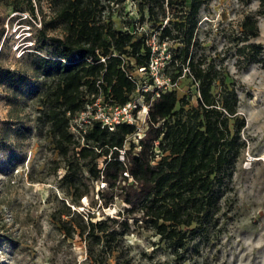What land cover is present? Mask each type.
Instances as JSON below:
<instances>
[{"label":"trees","instance_id":"obj_1","mask_svg":"<svg viewBox=\"0 0 264 264\" xmlns=\"http://www.w3.org/2000/svg\"><path fill=\"white\" fill-rule=\"evenodd\" d=\"M1 1L33 6V0ZM51 1L65 37L51 40L56 48L51 56L34 55L33 72L41 83L22 95L38 102V120L48 125L65 161L62 183L71 202L63 200L54 216L66 236L77 235L86 242L93 264L107 263L124 235L120 230L130 229L131 221L154 230L177 254L208 241L219 225L223 190L248 144L243 139L247 123L239 112L236 81L194 52L205 0H136L141 20L147 11L149 20L161 30L158 44L167 39L179 46L169 52L164 66L173 87L157 89L150 77L147 85L155 89L140 93L151 105L149 124L139 143L129 146L126 142L136 132L135 126L120 124L110 131L94 121L85 131L77 126L74 133L71 125L98 98L115 106L136 99L140 86L133 71L145 68L149 73L157 53L148 44L153 35L114 27L109 6L127 0ZM256 1L257 14L247 15L242 23L245 45L239 48V58L246 65L264 67V47L251 42L260 36L259 17H264V0ZM168 14L164 25L160 16ZM185 77L198 92L197 103L191 107L176 89ZM17 82L16 88L24 87L23 78ZM121 151H125L124 161ZM85 168L94 180L106 182L113 196L126 205L118 218L95 221L91 212L77 211L82 198L89 195L82 179ZM103 200L108 206L113 199L103 195Z\"/></svg>","mask_w":264,"mask_h":264},{"label":"rangeland","instance_id":"obj_2","mask_svg":"<svg viewBox=\"0 0 264 264\" xmlns=\"http://www.w3.org/2000/svg\"><path fill=\"white\" fill-rule=\"evenodd\" d=\"M32 3L0 0V264H93L86 242L77 235L67 237L54 216L63 200L71 202L62 183L65 161L55 148L48 125L38 120V102L22 95L41 83L33 72L34 55L51 56L56 49L51 40L65 37L52 1ZM108 10L116 29L160 35L147 11L141 20L136 0L114 1ZM258 10L256 0H205L198 16L194 52L236 81L239 112L247 123L243 139L248 148L223 190L216 232L208 241L177 254L154 230L131 221L130 229L120 230L124 235L116 251L102 264H264V67L246 65L239 58V48L245 45L242 23ZM169 16H160L164 25ZM261 23L264 17H259ZM251 42L264 47V30ZM157 46L155 65L165 79L169 52L179 44L166 39ZM133 73L139 88L150 87V73ZM19 78L25 81L23 88H16ZM176 89L181 98L186 96L189 107L196 105L198 92L189 79H181ZM140 93L135 95L137 100ZM82 179L89 195L82 198L77 211L91 212L95 221L118 218L126 205L113 196L107 183L94 180L88 168ZM103 195L113 199L108 206Z\"/></svg>","mask_w":264,"mask_h":264},{"label":"built area","instance_id":"obj_3","mask_svg":"<svg viewBox=\"0 0 264 264\" xmlns=\"http://www.w3.org/2000/svg\"><path fill=\"white\" fill-rule=\"evenodd\" d=\"M148 44L153 47L154 52L158 50L157 36L153 35ZM156 55V54H155ZM150 63V75L155 83L157 89L167 90L172 86L168 78H163L160 74L158 66L155 65L157 61L154 60ZM104 61V59H103ZM140 72L147 73L145 68L140 69ZM151 87L138 88L139 91L147 92ZM151 105L144 102L143 98L140 100L133 99L122 106H115L104 104L101 98H98L93 104L88 105L86 110L80 112L78 116L73 120L71 129L75 133L77 126L86 130L89 125H92L94 121H98L102 124L103 128H107L110 131H114L117 125L128 124L136 127V132L129 136L126 145L129 146L131 142L136 144L145 135L149 124V112ZM125 151H121L120 159L124 161Z\"/></svg>","mask_w":264,"mask_h":264},{"label":"bare ground","instance_id":"obj_4","mask_svg":"<svg viewBox=\"0 0 264 264\" xmlns=\"http://www.w3.org/2000/svg\"><path fill=\"white\" fill-rule=\"evenodd\" d=\"M259 26H260V29H261V30H264V23H261ZM262 159H263V158H262Z\"/></svg>","mask_w":264,"mask_h":264}]
</instances>
